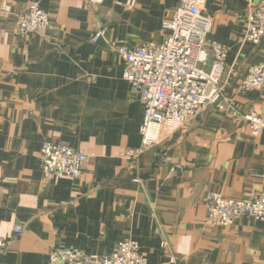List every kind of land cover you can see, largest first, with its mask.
I'll return each mask as SVG.
<instances>
[{
	"label": "crops",
	"instance_id": "1",
	"mask_svg": "<svg viewBox=\"0 0 264 264\" xmlns=\"http://www.w3.org/2000/svg\"><path fill=\"white\" fill-rule=\"evenodd\" d=\"M33 1L53 27L23 34L17 22ZM179 4L0 0V236L9 241L0 264H48L55 248L106 256L127 239L148 264H264V220L210 224L204 200L207 192L264 193V130L239 117H264V91L239 90L249 67L264 62V40H243L249 9L264 0H207L204 9L209 39L229 47L222 82L238 114L206 110L127 157L142 147L144 106L112 46L162 41ZM100 27L105 37L91 41ZM47 142L90 155L78 179L45 176ZM176 164L185 171H172Z\"/></svg>",
	"mask_w": 264,
	"mask_h": 264
},
{
	"label": "built area",
	"instance_id": "2",
	"mask_svg": "<svg viewBox=\"0 0 264 264\" xmlns=\"http://www.w3.org/2000/svg\"><path fill=\"white\" fill-rule=\"evenodd\" d=\"M91 6L104 4L105 0H81ZM180 4L163 22L170 35L162 41H150L142 46L113 45L112 49L124 62L123 77L131 90L139 94L144 106V120L140 129L142 147L131 149L127 157L138 158L146 149L160 144L164 133H173L184 128L204 111L238 114L234 103L227 97L222 79L227 66L229 47L209 39L213 20L204 13L207 0H179ZM244 42L260 44L264 40V5H252L246 18ZM53 27L51 15L39 2L33 1L22 12L17 28L23 34ZM106 28L100 27L92 36L96 42L105 37ZM239 90L264 91V62L252 65L241 81ZM242 117L252 129L264 130V117L248 112ZM166 156L167 153L165 152ZM90 155L65 143L47 142L41 150V160L48 179H78ZM172 171L185 168L176 164ZM209 215L208 222L229 227L242 216L264 220V193L250 198L226 197L218 192H207L204 196ZM16 234L23 227L14 228ZM9 241L0 236V256ZM174 259L172 258L171 262ZM48 264H148L134 240L119 242L110 255L88 254L78 248H55L50 252ZM164 264H169L168 262Z\"/></svg>",
	"mask_w": 264,
	"mask_h": 264
},
{
	"label": "rangeland",
	"instance_id": "3",
	"mask_svg": "<svg viewBox=\"0 0 264 264\" xmlns=\"http://www.w3.org/2000/svg\"><path fill=\"white\" fill-rule=\"evenodd\" d=\"M262 116V115H261Z\"/></svg>",
	"mask_w": 264,
	"mask_h": 264
}]
</instances>
